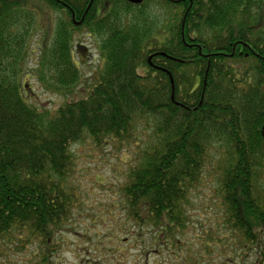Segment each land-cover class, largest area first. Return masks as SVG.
Masks as SVG:
<instances>
[{"label": "trees", "instance_id": "obj_1", "mask_svg": "<svg viewBox=\"0 0 264 264\" xmlns=\"http://www.w3.org/2000/svg\"><path fill=\"white\" fill-rule=\"evenodd\" d=\"M147 1L36 0L65 12L36 69L65 96L49 108L30 103L23 72L40 7L0 0V237L17 233L20 248L36 240L49 261L75 206L73 146L113 140L140 146L122 187L137 224L158 238L186 228L192 192L218 167L231 243L264 264V8ZM82 27L108 32L103 67L84 91L73 36Z\"/></svg>", "mask_w": 264, "mask_h": 264}, {"label": "rangeland", "instance_id": "obj_2", "mask_svg": "<svg viewBox=\"0 0 264 264\" xmlns=\"http://www.w3.org/2000/svg\"><path fill=\"white\" fill-rule=\"evenodd\" d=\"M28 1L30 8L40 7L42 17L35 14L40 28L31 31L23 68L25 87H31L26 95L31 104L53 108L65 96L47 90L36 69L41 55L53 44L56 23L63 21L65 12H50L43 4L36 7V0ZM151 2L147 1L153 8ZM253 5L264 8V0H253ZM133 12L139 13L138 9ZM123 14L124 11L118 12V16ZM107 33L102 30L100 34L88 27L74 31V58L83 78L78 90L88 89L99 75L104 61L101 45ZM146 139L143 134L141 142ZM73 149L76 156L70 184L76 197L75 206L55 235L57 240L50 260L42 261L36 240L20 248L22 244L16 233L10 238L0 237V264H257L256 250L244 256L243 249H236L231 243L234 233L226 220L218 167L208 168L205 180L192 192L186 207V228L172 237L158 238L150 223L139 225L129 216L122 190L140 146L128 148L113 140L97 146L87 139L75 144Z\"/></svg>", "mask_w": 264, "mask_h": 264}, {"label": "flooded vegetation", "instance_id": "obj_3", "mask_svg": "<svg viewBox=\"0 0 264 264\" xmlns=\"http://www.w3.org/2000/svg\"><path fill=\"white\" fill-rule=\"evenodd\" d=\"M244 46H246L249 50H248V52H247V57H248V54L250 53V52H252L253 50L250 48V46L249 45H252V44H249V43H242ZM252 47H253V45H252ZM246 70H247V82L248 83H251V81H252V74L250 73V70L248 69V67H246ZM261 83V82H260ZM262 84H261V88H260V90H261V92L263 93V88H262ZM264 262V261H263Z\"/></svg>", "mask_w": 264, "mask_h": 264}, {"label": "water", "instance_id": "obj_4", "mask_svg": "<svg viewBox=\"0 0 264 264\" xmlns=\"http://www.w3.org/2000/svg\"><path fill=\"white\" fill-rule=\"evenodd\" d=\"M129 1L138 4V3H142L144 0H129Z\"/></svg>", "mask_w": 264, "mask_h": 264}]
</instances>
